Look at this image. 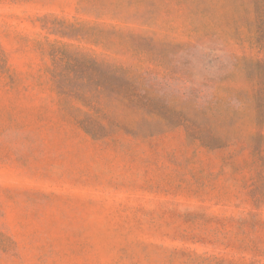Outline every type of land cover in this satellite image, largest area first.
I'll return each instance as SVG.
<instances>
[{
    "label": "rangeland",
    "instance_id": "374dc122",
    "mask_svg": "<svg viewBox=\"0 0 264 264\" xmlns=\"http://www.w3.org/2000/svg\"><path fill=\"white\" fill-rule=\"evenodd\" d=\"M60 48L146 78L192 132L93 138ZM0 264H264V5L0 0Z\"/></svg>",
    "mask_w": 264,
    "mask_h": 264
},
{
    "label": "trees",
    "instance_id": "16d2710c",
    "mask_svg": "<svg viewBox=\"0 0 264 264\" xmlns=\"http://www.w3.org/2000/svg\"><path fill=\"white\" fill-rule=\"evenodd\" d=\"M258 1L264 5V0ZM154 12L153 9L135 12L122 21L123 27L113 28L122 35L123 29H128L124 28L128 19L149 26L152 23L147 16ZM53 57L55 65L64 63L63 67L55 66L50 72L57 92L90 111L82 113L80 124L93 138L127 129L138 133L142 124L154 120L170 126L182 122L192 132L195 121L191 115L159 101L154 86L146 83V78L141 75H133L130 68L98 61L79 51L68 53L64 48L57 49ZM166 113L173 117L165 118Z\"/></svg>",
    "mask_w": 264,
    "mask_h": 264
}]
</instances>
